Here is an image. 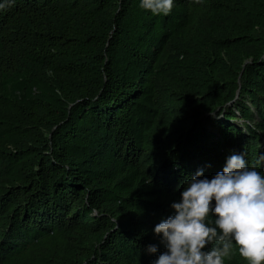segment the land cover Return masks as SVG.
I'll return each mask as SVG.
<instances>
[{"label": "trees", "instance_id": "16d2710c", "mask_svg": "<svg viewBox=\"0 0 264 264\" xmlns=\"http://www.w3.org/2000/svg\"><path fill=\"white\" fill-rule=\"evenodd\" d=\"M138 5L0 0V264H151L187 177L264 172V0Z\"/></svg>", "mask_w": 264, "mask_h": 264}, {"label": "clouds", "instance_id": "9594fccd", "mask_svg": "<svg viewBox=\"0 0 264 264\" xmlns=\"http://www.w3.org/2000/svg\"><path fill=\"white\" fill-rule=\"evenodd\" d=\"M138 6L153 17H167L177 5L139 0ZM170 207L173 214L153 229L165 251L151 264H225L234 249L247 264H264V172L250 167L243 152L229 154L210 179L203 169L187 177ZM158 251L156 245L147 248L151 255Z\"/></svg>", "mask_w": 264, "mask_h": 264}, {"label": "rangeland", "instance_id": "374dc122", "mask_svg": "<svg viewBox=\"0 0 264 264\" xmlns=\"http://www.w3.org/2000/svg\"><path fill=\"white\" fill-rule=\"evenodd\" d=\"M20 81L19 80H15V81H12L9 86H8V89L10 90L11 93H19V87H20ZM46 86L44 85H40V86H36L33 88L32 90V95L33 96H37V95H43V94H46Z\"/></svg>", "mask_w": 264, "mask_h": 264}]
</instances>
